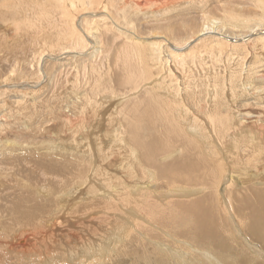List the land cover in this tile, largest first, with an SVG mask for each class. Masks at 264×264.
<instances>
[{
	"label": "bare ground",
	"instance_id": "bare-ground-1",
	"mask_svg": "<svg viewBox=\"0 0 264 264\" xmlns=\"http://www.w3.org/2000/svg\"><path fill=\"white\" fill-rule=\"evenodd\" d=\"M212 1L0 0V264H264V0Z\"/></svg>",
	"mask_w": 264,
	"mask_h": 264
},
{
	"label": "rangeland",
	"instance_id": "rangeland-1",
	"mask_svg": "<svg viewBox=\"0 0 264 264\" xmlns=\"http://www.w3.org/2000/svg\"><path fill=\"white\" fill-rule=\"evenodd\" d=\"M119 1V4H121V5H124V4H122V3H120V2H124V0H118ZM125 1H128V0H125ZM225 1H227V0H225ZM218 3V1H212V2H210L209 4H211V5H209L208 6V8L207 9H210V10H212L213 11V9L212 8H214V5H216ZM213 5V6H212ZM126 6H129L128 8H129V13L130 14H128V16H129V18L132 20V22H129V23H133L132 25V27H131V29L132 30H134L135 32H137V33H139V34H141V35H144V36H152V32H150V30L151 31H154L153 32V35H160V34H158L159 32L157 31V30H155L154 28H156V27H158L157 26V24H155V22L151 19V18H148V17H146L145 15H143L142 14V7H139L138 5H135L134 4V2L132 3V4H126ZM180 6V5H179ZM179 6H177L176 8H174L175 10H173V14H176L178 17H177V20L178 21H181V19L184 21V20H189V19H191L190 21L192 22V24L193 25H195L196 27L195 28H199V26L201 27V26H206V25H215L216 27H219L220 25H221V21H222V17H223V12H224V10H223V12L220 10V12H218L217 10H215L214 12H216V13H220V17H218L219 19H215V13H210V17L209 18H206V16L204 15V13H202L201 12V10H195V12L196 13H191V14H189L188 15V13H184V12H182V8L181 7H179ZM210 6H212L211 8H210ZM240 6H242V4H240L239 5V7ZM77 9V7L76 6H73V8L72 9ZM110 8V10H113L112 9V6H110L109 7ZM147 8V7H146ZM79 9V8H78ZM139 9H141V10H139ZM179 9V10H178ZM206 9V10H207ZM145 10V9H144ZM132 11H134L135 12V14H131V12ZM147 11V10H146ZM178 11V12H177ZM181 11V13H179ZM194 11V10H193ZM198 11V12H197ZM72 12V13H71ZM71 12H69L71 15L73 14V12L74 11H71ZM213 14V15H212ZM204 15V16H203ZM160 16V15H159ZM198 17V18H196V17ZM214 18H213V17ZM85 17H88V15L87 16H85ZM184 17V18H183ZM181 18V19H180ZM206 18V20H204ZM180 19V20H179ZM213 19V20H212ZM247 18L246 17H244L243 19H240L242 22H240L241 24L243 23V24H249V23H251L252 22V20H251V18H248L247 20L249 21V22H247V20H246ZM197 22H196V21ZM245 22H244V21ZM251 20V21H250ZM4 22V21H3ZM196 22V23H195ZM210 22H212V24H210ZM206 23V24H205ZM217 23V24H216ZM235 23H237L236 21L234 22V23H232V24H227V26H225V28H224V30L225 29H230V30H234V28L235 29H238V28H236V25H235ZM253 23V22H252ZM0 24H2L1 22H0ZM147 24H149L148 26H147ZM245 24V25H246ZM186 28L187 29H189L188 27H190L191 25H190V23L189 22H186ZM234 25V26H233ZM244 25V26H245ZM151 26V27H150ZM214 26V27H215ZM0 33H2V34H4L5 36H10V38H12L11 36H12V33L10 32L9 33V35H8V33H7V31H5L4 30V28H5V26L2 24V25H0ZM152 27H154V28H152ZM192 27H194V26H192ZM138 28V29H137ZM186 28H183L184 29V31L182 32V33H184L183 34V37H184V39L185 38H187L188 37V35L186 34ZM240 28V27H239ZM158 29V28H157ZM244 29V28H243ZM146 30V31H145ZM190 30V29H189ZM194 30H196V29H191L190 31L192 32V31H194ZM256 31H257V29H256ZM261 31V30H260ZM260 31H257V32H255V33H253V36H257V35H260ZM9 32V31H8ZM144 32H147V33H144ZM161 32H163V31H161ZM151 33V34H150ZM100 34V33H99ZM134 35L136 36L135 38L137 39V40H143L144 38H141V37H139L138 38V35L137 34H135L134 33ZM208 35V34H207ZM261 35H262V33H261ZM98 37L100 36V35H97ZM30 38H31V42H29L30 43V45H31V48L29 49V51L27 52V54H28V56H29V58H32V56L34 55L33 53H34V51L35 50H37V54L38 53H40L41 51H39V49L38 48H40V45H41V40L39 39V38H41L40 36H37V35H35V37H33V36H29ZM249 37L250 36H248V37H246V38H242V39H239L238 40V42H236V43H239V42H243V41H246V40H248L249 39ZM153 39H155V38H153ZM146 41H151L150 39H145ZM98 41V40H97ZM2 41H1V39H0V43H1ZM18 42H19V40H18ZM36 45V46H35ZM16 46H18V45H16ZM35 46V47H34ZM32 48H34V49H32ZM36 48V49H35ZM100 50V49H99ZM239 51H242V52H246V51H243V50H239ZM97 52H99V51H97ZM108 53L110 54V52L108 51ZM10 53H8V52H4V51H2L1 53H0V73H2V74H6L7 75V73L9 72V70L11 69L10 68V66L9 65H11V60L13 59L12 58V56H13V54L6 60L5 59V56L6 55H9ZM39 55V54H38ZM103 54L101 53L99 56H102ZM237 55V54H236ZM235 55V57H237ZM2 56V57H1ZM4 56V57H3ZM54 56V55H53ZM49 57H52V55H49V56H45V60H46V58H48L49 59ZM64 57H66V55L65 54H63L62 56H61V58H60V61H59V59L57 60L56 59V61H58V62H61L62 61V58H64ZM91 56H85V58H90ZM47 59V60H48ZM9 60V61H8ZM64 62H66V60H64ZM61 63H63V62H61ZM249 62L247 61L246 62V64H248ZM245 64V65H246ZM46 65H49V63L48 62H46ZM244 65V66H245ZM9 66V67H8ZM64 66V65H63ZM60 67L59 66V68H58V71L57 72H55L54 71V74H56L55 75V78L56 77H60V78H65L64 76H65V74L64 75H61L60 74V72H62V73H65V66L64 67ZM9 68V69H8ZM41 68V67H40ZM61 68V69H60ZM61 70V71H60ZM20 71H22V72H24L23 70H20ZM53 72V71H52ZM62 76V77H61ZM54 78V79H55ZM13 95V94H12ZM19 99V97L17 96V98L15 99L14 97L13 98H11V103H15L16 102V100H18ZM13 100H15V101H13ZM68 109H69V107H68ZM67 108H66V110H68ZM56 128H58V126H56ZM110 230V229H109ZM112 244V243H111Z\"/></svg>",
	"mask_w": 264,
	"mask_h": 264
}]
</instances>
